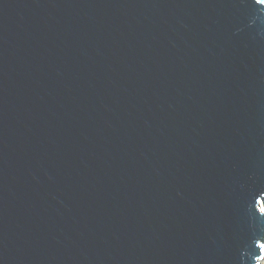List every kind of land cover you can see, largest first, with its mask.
I'll return each instance as SVG.
<instances>
[{"label":"water","instance_id":"1","mask_svg":"<svg viewBox=\"0 0 264 264\" xmlns=\"http://www.w3.org/2000/svg\"><path fill=\"white\" fill-rule=\"evenodd\" d=\"M264 0H0V264H262Z\"/></svg>","mask_w":264,"mask_h":264},{"label":"bare ground","instance_id":"2","mask_svg":"<svg viewBox=\"0 0 264 264\" xmlns=\"http://www.w3.org/2000/svg\"><path fill=\"white\" fill-rule=\"evenodd\" d=\"M262 264H264V260H263Z\"/></svg>","mask_w":264,"mask_h":264}]
</instances>
